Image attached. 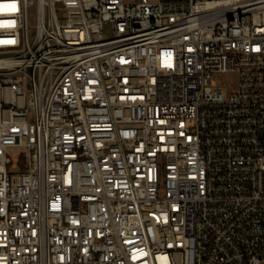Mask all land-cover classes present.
I'll return each mask as SVG.
<instances>
[{"label":"built area","instance_id":"obj_1","mask_svg":"<svg viewBox=\"0 0 264 264\" xmlns=\"http://www.w3.org/2000/svg\"><path fill=\"white\" fill-rule=\"evenodd\" d=\"M0 264H264V0H0Z\"/></svg>","mask_w":264,"mask_h":264},{"label":"rangeland","instance_id":"obj_2","mask_svg":"<svg viewBox=\"0 0 264 264\" xmlns=\"http://www.w3.org/2000/svg\"><path fill=\"white\" fill-rule=\"evenodd\" d=\"M103 36L105 39H108L111 37V29L109 25H106L104 27ZM217 80L222 81V83L225 85L224 90L225 92H230V90L234 89L237 85V77L233 73H227L222 75L215 76ZM25 150L22 148H14L7 152L8 156L11 159H19L21 157V154Z\"/></svg>","mask_w":264,"mask_h":264},{"label":"snow or ice","instance_id":"obj_3","mask_svg":"<svg viewBox=\"0 0 264 264\" xmlns=\"http://www.w3.org/2000/svg\"><path fill=\"white\" fill-rule=\"evenodd\" d=\"M10 7H11L12 10H15V5L14 4L11 5Z\"/></svg>","mask_w":264,"mask_h":264}]
</instances>
